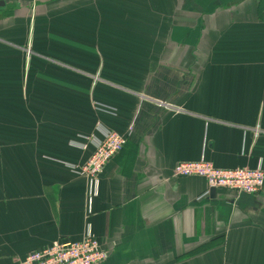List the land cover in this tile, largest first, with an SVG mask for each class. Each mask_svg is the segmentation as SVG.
<instances>
[{
  "label": "crops",
  "instance_id": "obj_1",
  "mask_svg": "<svg viewBox=\"0 0 264 264\" xmlns=\"http://www.w3.org/2000/svg\"><path fill=\"white\" fill-rule=\"evenodd\" d=\"M5 4L0 264L89 233L103 264H264V190L173 177L202 158L264 169V0ZM101 128L128 143L92 200L74 167Z\"/></svg>",
  "mask_w": 264,
  "mask_h": 264
},
{
  "label": "built area",
  "instance_id": "obj_2",
  "mask_svg": "<svg viewBox=\"0 0 264 264\" xmlns=\"http://www.w3.org/2000/svg\"><path fill=\"white\" fill-rule=\"evenodd\" d=\"M160 107L165 106L161 104ZM102 111L116 114L112 109H103ZM101 131L104 135L103 141L101 143H92L93 153L90 158L83 166L74 167L76 171L89 180V197L92 200L98 195L99 177L106 165L121 153L128 143V134H120L104 128H101ZM173 177H199L205 179L209 188L203 197L208 196L212 189L227 187L238 193L254 196L260 195L264 190V169L261 165L254 170L239 168L226 171L215 167L212 163L202 158L198 162L178 164L173 170ZM98 243V240L91 233L81 243L62 244L55 242L52 246L29 254L22 264H103L109 255L101 249Z\"/></svg>",
  "mask_w": 264,
  "mask_h": 264
},
{
  "label": "water",
  "instance_id": "obj_3",
  "mask_svg": "<svg viewBox=\"0 0 264 264\" xmlns=\"http://www.w3.org/2000/svg\"><path fill=\"white\" fill-rule=\"evenodd\" d=\"M6 4H5V2H3V1H0V7H3V6H5ZM211 191H215V189H212Z\"/></svg>",
  "mask_w": 264,
  "mask_h": 264
}]
</instances>
